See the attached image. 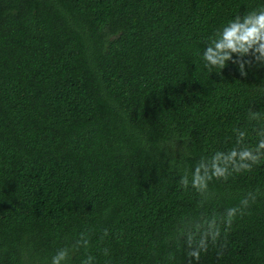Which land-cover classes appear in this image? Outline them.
<instances>
[{
  "label": "trees",
  "instance_id": "1",
  "mask_svg": "<svg viewBox=\"0 0 264 264\" xmlns=\"http://www.w3.org/2000/svg\"><path fill=\"white\" fill-rule=\"evenodd\" d=\"M261 6L0 0V264H50L63 247L67 264H187L178 228L219 221L249 192L255 202L193 264H264V160L204 195L180 184L236 146L233 129L257 142L264 120L248 114L264 116V66L210 73L200 54ZM81 233L89 246L71 250Z\"/></svg>",
  "mask_w": 264,
  "mask_h": 264
},
{
  "label": "clouds",
  "instance_id": "2",
  "mask_svg": "<svg viewBox=\"0 0 264 264\" xmlns=\"http://www.w3.org/2000/svg\"><path fill=\"white\" fill-rule=\"evenodd\" d=\"M201 59L204 67L218 74L225 68L228 62L238 66L241 76H247L245 66L249 68L264 66V6L251 9L242 15H236L217 29L206 42ZM249 121L260 122L264 116L258 111H249ZM236 146L229 151H216L210 157L201 158L199 163L191 172V178L185 173L180 178V184L184 188L191 186L201 195L208 191L209 182L213 179L227 181L233 174L251 172L253 167L264 160V126L254 128L257 142L254 145L245 143L248 133L240 128H235ZM259 191V189H257ZM256 195L249 192L240 201L239 206L230 207L225 210L219 221L215 218L196 221H186L178 228V235L184 239L186 245L185 254L187 264H193V260L199 261L202 253L209 251L210 245H217L223 234L231 228L238 215L242 216L244 210L255 202ZM223 226V228L221 227ZM108 235V231H104ZM89 239L85 233L71 246V250L80 247L87 248ZM103 254L108 255L109 250L103 249ZM70 255V248L63 247L56 251L51 257L50 264H67ZM95 257L86 256L81 264H93Z\"/></svg>",
  "mask_w": 264,
  "mask_h": 264
}]
</instances>
